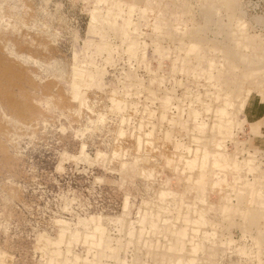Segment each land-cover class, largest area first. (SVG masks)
<instances>
[{
	"label": "rangeland",
	"instance_id": "obj_1",
	"mask_svg": "<svg viewBox=\"0 0 264 264\" xmlns=\"http://www.w3.org/2000/svg\"><path fill=\"white\" fill-rule=\"evenodd\" d=\"M260 118L264 0H0V264H264Z\"/></svg>",
	"mask_w": 264,
	"mask_h": 264
},
{
	"label": "bare ground",
	"instance_id": "obj_2",
	"mask_svg": "<svg viewBox=\"0 0 264 264\" xmlns=\"http://www.w3.org/2000/svg\"><path fill=\"white\" fill-rule=\"evenodd\" d=\"M217 112H218V110H217ZM260 119L262 120V122L264 124V118H260ZM197 158H198V156L195 157V159H193V161L191 159L190 160L187 159L186 160L187 162L185 161V163L187 165H189L190 168H193L194 166H192V165H193V163H196L197 162V160H198ZM199 163L202 164L201 167H204V163H206V161L203 158V156H201V160L199 161ZM201 170H202V168H201ZM262 187H264V186H262ZM239 200H240L239 201L240 203L243 202L242 198H240V197H239ZM246 209H247V207H246ZM250 212L251 211H248V213H250ZM244 214H246V213L243 212V215ZM91 219H92V223H94L93 222L94 219L93 218H91ZM165 223L168 224V225H165V224L163 225V229L164 230H167V233L165 235L162 234V230H160V228L158 227V224L156 223V220H154V221L152 220V221L149 222V228H150V230L148 232L150 233V235H158V236H160V234H161V236L163 235V237H165V238H167L168 236L171 237L172 240H173V244L167 246L166 248H170V251L171 250L173 251L172 253L178 254L180 251L184 250L185 248H191L190 249V252H195L196 251V248H199V246L197 245V243L193 244L196 241L195 239L199 236V235L195 234V232L198 231V230L194 229V230H192V232L190 234H187L186 229H182L181 231H179V232H177L175 234V233L172 232V225L170 224V223H172V221L171 222L168 221V222H165ZM61 233H62V235H61V238H59V239L63 240V239H65L64 238V236H65L64 234L65 233H63V232H61ZM78 236H79V234L77 235V233H76V236H75L76 239H78ZM71 237H72V235H71ZM85 239H84V241H85V243H87L86 245H87V248H89V253H93L92 252V249H95L96 248L97 251H98V255L97 256H96V254L93 253L92 259H89L88 258L87 261L81 262L82 260H80V258H78V257L71 258L70 256L67 255V253H70V250L67 251V253H66L65 256H62L61 250L55 249V250L50 251V253H49V255H50V257H49L50 264H105L103 262L102 258L105 257V248H111V246H110V242H111L110 236L109 237L108 236L104 237V231L102 229L97 228V232L96 233L89 234L87 236V238H85ZM150 243H146V245H150ZM48 245H50V241L48 242ZM56 246H57V244H56ZM158 250H160L159 247H158ZM166 260H168V259H166ZM180 261H184V260L183 259H179L178 262H180ZM193 261H195V260H193ZM122 262H123V260L122 261L120 260V264H122Z\"/></svg>",
	"mask_w": 264,
	"mask_h": 264
}]
</instances>
